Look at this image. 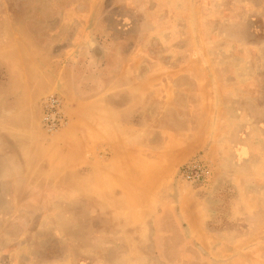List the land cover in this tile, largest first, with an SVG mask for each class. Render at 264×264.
<instances>
[{
    "label": "rangeland",
    "instance_id": "1",
    "mask_svg": "<svg viewBox=\"0 0 264 264\" xmlns=\"http://www.w3.org/2000/svg\"><path fill=\"white\" fill-rule=\"evenodd\" d=\"M36 66L65 167L69 102L121 130L76 172L0 176V264H264V0H0V83Z\"/></svg>",
    "mask_w": 264,
    "mask_h": 264
},
{
    "label": "crops",
    "instance_id": "2",
    "mask_svg": "<svg viewBox=\"0 0 264 264\" xmlns=\"http://www.w3.org/2000/svg\"><path fill=\"white\" fill-rule=\"evenodd\" d=\"M37 74L42 79L16 78L12 86L8 79L5 84L0 83V176H25L31 173V167L36 166L39 173L64 176L76 172L82 164H92L94 149L97 146H107L112 142V133L120 129L114 118L111 105L98 104L97 98L89 104L88 110L98 113L99 120H83L82 107L69 102L67 111L68 126L63 133L69 138L67 164L62 153V144L59 135L46 140L40 128L39 104L41 94L53 86L54 76L48 75L39 66ZM103 128V132L100 131ZM121 130V129H120ZM100 131V132H99ZM62 133V134H63ZM101 134V135H100ZM121 141V140H120ZM47 147L48 153L39 154V150ZM55 148V149H53ZM114 158H127L125 150H116ZM23 185L22 182H15ZM14 183V184H15ZM20 189H32L29 186H20ZM39 188V187H36ZM35 189V188H34Z\"/></svg>",
    "mask_w": 264,
    "mask_h": 264
},
{
    "label": "built area",
    "instance_id": "3",
    "mask_svg": "<svg viewBox=\"0 0 264 264\" xmlns=\"http://www.w3.org/2000/svg\"><path fill=\"white\" fill-rule=\"evenodd\" d=\"M63 106L62 97L55 93L47 94L40 99V121L46 132H55L67 123ZM206 171L205 162L197 157L182 166L181 176L189 181L198 182L203 180Z\"/></svg>",
    "mask_w": 264,
    "mask_h": 264
}]
</instances>
